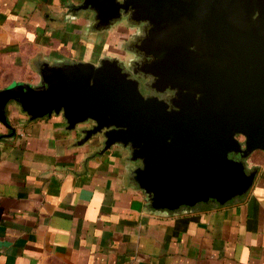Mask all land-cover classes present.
<instances>
[{
    "label": "crops",
    "instance_id": "0c3cea01",
    "mask_svg": "<svg viewBox=\"0 0 264 264\" xmlns=\"http://www.w3.org/2000/svg\"><path fill=\"white\" fill-rule=\"evenodd\" d=\"M83 2L0 0V90L39 85L44 62L117 55L130 30L94 32ZM6 115L15 133L0 121V264H264V151L247 160L258 172L246 194L163 212L134 180L129 149L80 143L90 122L31 120L15 101Z\"/></svg>",
    "mask_w": 264,
    "mask_h": 264
},
{
    "label": "water",
    "instance_id": "95a60500",
    "mask_svg": "<svg viewBox=\"0 0 264 264\" xmlns=\"http://www.w3.org/2000/svg\"><path fill=\"white\" fill-rule=\"evenodd\" d=\"M80 9L93 11L104 28L128 16L149 23L142 45L153 48L160 77L175 75H167L163 61L167 48H180L189 59L177 60L172 71L180 72L179 99L171 108L145 97L116 58L44 62L39 85L0 90V121L9 136L11 101L31 120L61 114L69 130L90 122L80 143L98 140L101 153L114 145L129 149L140 162L134 180L156 211L224 205L246 194L258 172L247 160L264 151V0H84ZM210 40L214 57L209 51L194 60L187 52L193 44L211 47Z\"/></svg>",
    "mask_w": 264,
    "mask_h": 264
},
{
    "label": "flooded vegetation",
    "instance_id": "af4514ba",
    "mask_svg": "<svg viewBox=\"0 0 264 264\" xmlns=\"http://www.w3.org/2000/svg\"><path fill=\"white\" fill-rule=\"evenodd\" d=\"M256 14L255 16H257ZM119 23H128L131 28H134L128 38L124 40L123 43L125 45H121L117 55L108 56L109 58H116L119 60L120 65L123 70L129 75L130 78L138 81L141 92L145 97H158L161 100H164L166 103L173 108L174 103L179 99L180 90L176 86V80L174 77L180 75V72L173 73L172 71L179 66L177 65V60L189 59V57H183L180 53H182L181 49L178 47L167 48L165 60L163 61V68L168 69L167 75L173 76L169 78L165 76L166 73H163L164 77H160L156 75L153 70L155 66V61L157 57L153 54V48L148 45L143 46L142 40L144 36H146L147 32L151 28L150 24L147 22L134 24L132 20H130L129 16L123 18L122 20L116 22L112 26H116ZM103 22H98L94 26L96 31L104 29ZM129 26V27H130ZM129 29L128 27H126ZM209 43V41H208ZM216 40H210V46L208 48L197 47L195 44L191 45L188 53H192V58L194 60L200 59L209 55V51L211 56H215L216 53ZM125 47V48H124ZM178 78V77H177ZM232 157L240 159V155L231 154ZM252 168H249L251 170Z\"/></svg>",
    "mask_w": 264,
    "mask_h": 264
},
{
    "label": "rangeland",
    "instance_id": "374dc122",
    "mask_svg": "<svg viewBox=\"0 0 264 264\" xmlns=\"http://www.w3.org/2000/svg\"><path fill=\"white\" fill-rule=\"evenodd\" d=\"M119 26L120 27H128L129 29L128 30H130L129 32L131 33L132 31H134V28H131V26H130V24H128V23H119L118 25H116V26H114V27H116V31H118L119 30ZM130 26V27H129ZM127 29V28H126ZM122 45H125V43H123ZM125 48V47H124ZM112 55V54H111ZM254 163L252 164V165H257L258 163H260L261 164V162L263 161V154H261V153H255L254 154Z\"/></svg>",
    "mask_w": 264,
    "mask_h": 264
}]
</instances>
